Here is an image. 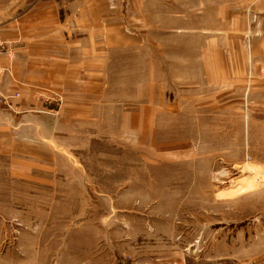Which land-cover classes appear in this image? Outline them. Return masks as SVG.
<instances>
[{
  "label": "rangeland",
  "instance_id": "obj_1",
  "mask_svg": "<svg viewBox=\"0 0 264 264\" xmlns=\"http://www.w3.org/2000/svg\"><path fill=\"white\" fill-rule=\"evenodd\" d=\"M251 15L214 46L166 32L165 49L109 61L111 85L81 110L0 96V264H264V15Z\"/></svg>",
  "mask_w": 264,
  "mask_h": 264
},
{
  "label": "crops",
  "instance_id": "obj_2",
  "mask_svg": "<svg viewBox=\"0 0 264 264\" xmlns=\"http://www.w3.org/2000/svg\"><path fill=\"white\" fill-rule=\"evenodd\" d=\"M251 13L264 15V0H0V96L18 109L81 110L111 85L109 61L165 49L166 32L214 46L217 28Z\"/></svg>",
  "mask_w": 264,
  "mask_h": 264
},
{
  "label": "built area",
  "instance_id": "obj_3",
  "mask_svg": "<svg viewBox=\"0 0 264 264\" xmlns=\"http://www.w3.org/2000/svg\"><path fill=\"white\" fill-rule=\"evenodd\" d=\"M1 73H3V70H2V67L0 66V75H1Z\"/></svg>",
  "mask_w": 264,
  "mask_h": 264
}]
</instances>
